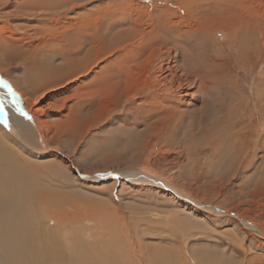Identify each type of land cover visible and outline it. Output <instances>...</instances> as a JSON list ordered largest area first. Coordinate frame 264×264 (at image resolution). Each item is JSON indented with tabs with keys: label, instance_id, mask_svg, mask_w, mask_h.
I'll return each mask as SVG.
<instances>
[{
	"label": "rangeland",
	"instance_id": "374dc122",
	"mask_svg": "<svg viewBox=\"0 0 264 264\" xmlns=\"http://www.w3.org/2000/svg\"><path fill=\"white\" fill-rule=\"evenodd\" d=\"M0 79L33 121L0 86V144L58 197L65 226L35 224L55 254L82 253L66 232L95 263L119 264L111 241L124 264H264V0H0Z\"/></svg>",
	"mask_w": 264,
	"mask_h": 264
},
{
	"label": "bare ground",
	"instance_id": "6f19581e",
	"mask_svg": "<svg viewBox=\"0 0 264 264\" xmlns=\"http://www.w3.org/2000/svg\"><path fill=\"white\" fill-rule=\"evenodd\" d=\"M19 98L17 96L15 98H13L14 102L16 103V107L18 105L19 109H21L25 113L24 107L21 104ZM27 117H29V116H27ZM27 120L30 122L31 125H33L32 119H27ZM7 151H8V149L6 148V146L4 144H0V247L3 248L5 257L7 259V263L8 264H94L95 262L93 261V259H95L96 255H98V254L95 255V252L92 249V247H86L87 246L86 244L81 243V241L80 242L76 241L75 238L73 240H71V238L69 237V235L66 232H65V241H66L67 245L69 242V248H72V247H74V248L77 247V249L80 248V251L82 252L81 254L77 253V256L70 255L68 257H65L64 253H63V249H59L61 256H58L57 254H55V251H53V246L43 245V242L45 241L46 235L51 234V232H49V228L47 229L46 227L41 229V233H42L41 237H40L39 233L36 232L38 230V227H37V229H35V224L41 223V216H40L42 214L41 212L45 213L44 216H46L48 218H50L49 212L51 213L53 220H54L53 224L55 225V227L52 229L53 231L55 228H56V231H57V228H61L60 225H61V223H63L58 218L60 211L58 212V216H57V209H58L57 207L58 206L57 207L54 206L56 204L57 199H58L57 196H54L52 194L53 192H55V189H52V190H54L53 192L51 191V192L47 193L48 196L45 195V197H43V196L39 195V191L43 192V191L47 190L45 185H41L42 187H40V185L37 184L38 181L36 183L35 182L36 180L34 181L30 176H28V173H25V170L23 169V167L16 166L18 164V162L16 163V161H14L13 158H11V156L8 154ZM21 165H23V164H21ZM27 166H29V164ZM105 177H107V176H104V178ZM122 177H125V178L131 177L134 181H141L143 183L150 184L154 187H159L160 189H163V190L164 189L169 190V188L166 185L160 184L159 182H157L153 178H144V177L137 175L136 173H134V175L131 173L123 174ZM135 179H139V180H135ZM59 193H60V190H59ZM39 196H41V198ZM60 196H61V194H60ZM56 197H57V199H56ZM61 197H63V196H61ZM3 199H4V201H2ZM71 199L72 198H70V200ZM66 200L68 203L69 199H66ZM60 202H61V200H60ZM79 202H80V199H79ZM40 205H43L44 208H40L39 207ZM45 205H46V208H45ZM81 206H82V203H81ZM81 206H78V208ZM36 207H38L37 212L30 213L31 208L36 209ZM61 207H62V204H61ZM64 207H66V205ZM91 207H88V208L90 209ZM88 208H87V210H88ZM106 208L103 207V209H105V211L107 210ZM71 209H72V207H71ZM96 209L100 210L99 208H96ZM90 210H92V211H89V213L90 212L92 213L93 209H90ZM98 210H96V211H98ZM62 212H65V211L62 210ZM100 213L98 212V214H100ZM103 213L104 212H102V214ZM132 213H134V212L131 211V214ZM111 214L113 215V213H111ZM129 214L130 213H128L127 218H126L128 225L131 224V221H130L131 218H129ZM62 216H64V215H62ZM112 217H114V216H112ZM81 220H82V218H81ZM71 221H72V219H71ZM91 221H92V219H91ZM107 221H108V218H107ZM81 222L82 221H80V223ZM119 223H120V221H119ZM63 225L65 226L64 223H63ZM63 225H61V226H63ZM244 225L246 226V228H249L251 231L258 232L257 229L254 228L253 226H251L249 223H244ZM101 226H103V225H101ZM127 235L129 236V232ZM62 238H64V237L62 236ZM55 240H57V239H55ZM137 240L138 239H136V242H137ZM39 241H40V243H38ZM60 241H61V239H60ZM95 241H97V239ZM126 243L127 244L129 243L128 240ZM55 244H58L57 241H55ZM123 244H124V242H123ZM82 245H85V247ZM98 246H99V244H98ZM104 246H105V250H104V248H102V246L98 247V250H100L99 253H101L103 251L104 254L111 255L112 261L114 259H117L119 264L125 263V260L123 258L121 260H119V257L115 251V245H113V242L108 241V243H106ZM128 252L132 253V251L127 250V253ZM73 254H74V252H73ZM133 254L136 255V258L138 257L136 253H133ZM78 256H80L82 262H80L78 260V258H79ZM122 256H124V253H122L121 257ZM157 256H158V258H160L159 254H157ZM42 257L45 259V262H42ZM67 258H68V260H67ZM76 259H77V263L75 262ZM95 264H105L104 259L99 258V261Z\"/></svg>",
	"mask_w": 264,
	"mask_h": 264
},
{
	"label": "snow or ice",
	"instance_id": "6c2138e0",
	"mask_svg": "<svg viewBox=\"0 0 264 264\" xmlns=\"http://www.w3.org/2000/svg\"><path fill=\"white\" fill-rule=\"evenodd\" d=\"M0 86H3L4 88L7 89V92L9 95H11L13 98L16 97V94L15 92L12 90L11 86L8 85V83L2 79H0ZM5 103L6 101L0 97V119H2L3 123L5 124V126H7V113L5 111ZM17 110L21 112V115H25L26 116V113H24L21 109H19V106L17 105ZM27 119H31V117H27Z\"/></svg>",
	"mask_w": 264,
	"mask_h": 264
},
{
	"label": "crops",
	"instance_id": "0c3cea01",
	"mask_svg": "<svg viewBox=\"0 0 264 264\" xmlns=\"http://www.w3.org/2000/svg\"><path fill=\"white\" fill-rule=\"evenodd\" d=\"M119 6H121L122 7V5H121V3H119ZM169 12V10L168 9H164V12ZM176 15H177V11H174V12H171L170 11V13H169V20H168V22H169V25H172V23H173V21L176 19ZM125 16V15H124ZM103 19H105V18H103ZM101 20V19H100ZM165 24L167 25V22L165 21ZM137 64H138V62H137ZM125 68H131V67H129V66H126ZM139 68V67H138ZM146 74V73H145ZM150 74V73H149ZM142 75H143V73H142ZM122 78H123V80H124V83L125 82H130V81H136V80H138L139 79V74L138 73H136L135 75H132V76H126V75H122L121 76ZM147 77H149L148 76V74L147 75H143V79H145V78H147ZM138 82H139V80H138ZM141 82V81H140Z\"/></svg>",
	"mask_w": 264,
	"mask_h": 264
}]
</instances>
